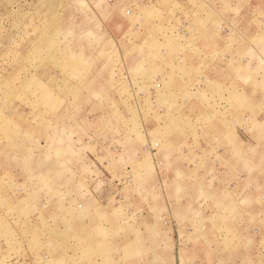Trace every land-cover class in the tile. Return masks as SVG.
Listing matches in <instances>:
<instances>
[{
  "label": "rangeland",
  "instance_id": "rangeland-1",
  "mask_svg": "<svg viewBox=\"0 0 264 264\" xmlns=\"http://www.w3.org/2000/svg\"><path fill=\"white\" fill-rule=\"evenodd\" d=\"M237 2L199 109L158 43L196 0H0V264H264V12Z\"/></svg>",
  "mask_w": 264,
  "mask_h": 264
},
{
  "label": "crops",
  "instance_id": "crops-1",
  "mask_svg": "<svg viewBox=\"0 0 264 264\" xmlns=\"http://www.w3.org/2000/svg\"><path fill=\"white\" fill-rule=\"evenodd\" d=\"M196 1L198 2L199 7L192 10L184 7L181 9L182 13L177 17H175L170 9L167 11L171 19H163V21L167 23V28L179 29L180 34H178V36L167 35V37L164 36L159 39L158 43H162L164 47L163 51L159 53V56H161L162 59L161 74L164 75V77H167V86L172 85L174 82L182 83V80L190 81L193 79L194 81L188 82V84L193 83V86L195 85L196 89L204 88L202 89L203 94L200 93L199 95L202 97L199 102L201 104L199 109H205V103L202 102L205 101V99L209 101L213 100V91L209 90L211 79L213 80L216 77L226 79L231 73V69L233 70L232 74L234 75L235 64H233L232 67L230 65L224 66L223 62L235 58L241 59L240 55L235 54L232 50L235 49L232 40L223 43L216 37V35L212 34V29L217 26L219 13H225L230 9L233 11V6L235 7L236 3H242H238L237 0ZM149 6L150 4L145 2L140 7L145 11L149 9ZM258 6V11L264 12V0H258ZM141 21H143V19ZM246 22L248 21L243 19L241 25L238 26H249V23L246 25ZM221 26L222 25L219 27ZM257 26L260 28L261 24L257 22ZM148 40H150L149 37H145L142 43L156 42ZM219 43L221 45H219ZM261 70L264 72V64ZM190 76L192 78L189 79ZM170 80L172 81L171 83H169ZM244 88L245 87H242L243 91ZM228 91L231 92L229 88ZM222 97L227 98V95ZM223 101L224 102L220 107L221 111L217 112V117H220L221 113L227 111L229 108L227 104H225V100ZM199 114L200 111L195 117H202V114ZM240 120L242 121L243 118ZM229 121L230 119L223 120L221 118H216L215 123H229ZM214 134H218V132Z\"/></svg>",
  "mask_w": 264,
  "mask_h": 264
}]
</instances>
